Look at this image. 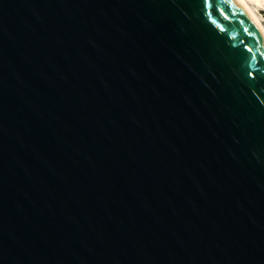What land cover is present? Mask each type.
<instances>
[{"label": "water", "instance_id": "1", "mask_svg": "<svg viewBox=\"0 0 264 264\" xmlns=\"http://www.w3.org/2000/svg\"><path fill=\"white\" fill-rule=\"evenodd\" d=\"M212 5L0 0V264H264V36Z\"/></svg>", "mask_w": 264, "mask_h": 264}, {"label": "bare ground", "instance_id": "2", "mask_svg": "<svg viewBox=\"0 0 264 264\" xmlns=\"http://www.w3.org/2000/svg\"><path fill=\"white\" fill-rule=\"evenodd\" d=\"M236 1L242 7V9L246 12V14L250 17V19L253 21V23L256 26V28L258 29V31L261 32L264 36V29H263L261 23L259 22V19L256 16L255 12L253 11L251 6L249 5L248 1L247 0H236ZM251 1L256 3V4H261L262 1H264V0H251Z\"/></svg>", "mask_w": 264, "mask_h": 264}, {"label": "rangeland", "instance_id": "3", "mask_svg": "<svg viewBox=\"0 0 264 264\" xmlns=\"http://www.w3.org/2000/svg\"><path fill=\"white\" fill-rule=\"evenodd\" d=\"M249 5L251 6V8L253 9V11L255 12L256 16L259 19V22L261 23L263 29H264V21H263V17L261 15V10L264 8V1H262L261 4H256L254 2H252L251 0H247Z\"/></svg>", "mask_w": 264, "mask_h": 264}, {"label": "snow or ice", "instance_id": "4", "mask_svg": "<svg viewBox=\"0 0 264 264\" xmlns=\"http://www.w3.org/2000/svg\"><path fill=\"white\" fill-rule=\"evenodd\" d=\"M203 4L206 10H209V9L215 10L213 9L212 0H203ZM208 15H209V18L211 19V11H209ZM213 23H215V21H213ZM245 31H247V29ZM248 51L251 52L252 49L249 48ZM253 58L255 59L256 57L254 56ZM249 75L251 76L252 73H249Z\"/></svg>", "mask_w": 264, "mask_h": 264}, {"label": "trees", "instance_id": "5", "mask_svg": "<svg viewBox=\"0 0 264 264\" xmlns=\"http://www.w3.org/2000/svg\"><path fill=\"white\" fill-rule=\"evenodd\" d=\"M261 15H262V17H263V21H264V8L261 10Z\"/></svg>", "mask_w": 264, "mask_h": 264}]
</instances>
